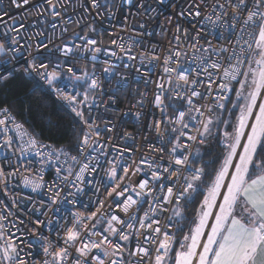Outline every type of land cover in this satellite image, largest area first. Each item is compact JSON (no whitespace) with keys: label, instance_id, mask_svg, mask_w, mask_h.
<instances>
[{"label":"snow or ice","instance_id":"obj_1","mask_svg":"<svg viewBox=\"0 0 264 264\" xmlns=\"http://www.w3.org/2000/svg\"><path fill=\"white\" fill-rule=\"evenodd\" d=\"M11 2L19 8L28 5L30 0ZM44 2L48 6L45 11H49L54 20L61 16L58 6L63 7V0ZM127 2L130 4L132 0ZM158 3L163 4L164 0H158ZM91 6L99 9V0H92ZM209 7L212 15L206 18L211 20L214 15L217 20H226L230 29L226 39L240 45L239 51L224 44H213L202 28L193 33L191 29H182L179 24L176 26L177 32H183V38H178L177 47L170 48L163 57V75L156 82L159 92L153 93L149 101L160 113V119L148 125L160 142L158 148L152 146L157 155L151 160L143 157L138 163L132 161L131 164L123 165H118L114 160L106 161L109 165L107 175L112 181L107 196L127 219L107 215L103 201L98 202L96 211L87 217L79 212L74 213L76 223L66 230L65 246L57 249L49 243L43 247L44 255L50 259H43L39 264H68L69 257H73L72 264H264V0H212L211 4L209 0H191L187 15L201 17L202 9ZM42 14L37 11V15ZM180 16H185L184 11L180 12ZM11 32L16 35H10ZM18 35L19 29L13 28L0 33V89L24 77L35 78L33 87L37 89L42 82L59 100L67 103L69 111L81 124L83 135L77 145L81 155L89 148L95 151L92 137H98L100 133L94 131L98 126L86 118V109L91 107L90 93L100 88L94 73L90 75L84 67L81 75H76L69 66L67 72L71 74L70 78L76 82L83 81L87 87L83 93L75 90L67 93L58 86L62 79L60 63L52 64L50 60L45 62L48 44L36 43L33 54V44L29 41L25 55L21 51L24 45H21ZM81 39L83 45L73 46L77 50L93 53L101 51L95 47L98 44L96 39L88 36ZM201 40L204 44H200ZM180 43L201 53L197 58L199 63L185 65L187 53L178 47ZM73 47L57 45L55 51L67 60L75 55ZM118 47L121 51L125 50L122 44ZM92 59L95 60L96 56L93 55ZM152 59L161 60V57L153 55ZM225 62L227 67H224ZM104 72L107 74L108 69L105 68ZM214 73L221 81L218 84L221 93L235 92L237 103L232 104L233 109H238L235 123L217 116L213 107L202 111L203 106L197 104V99L205 98L204 93L197 88V85L205 83L201 77H206L208 88L211 89V85L216 83L212 79ZM246 89L250 90L245 93ZM141 96L137 105L142 108L146 94ZM91 99L95 101L96 97L93 95ZM110 99L115 102L113 98ZM218 100L232 103L227 95H220ZM241 100L243 103H239ZM215 106L221 112L228 111L232 115V109H228L226 103H216ZM140 115V112L136 113L137 118ZM9 125H12L11 129ZM10 131H14L15 136L22 141L18 149L14 148V136L8 135ZM124 135L132 137L130 132ZM212 137L223 145V151L211 161L212 165L218 164V167H214L210 175L199 145ZM37 145L36 137L16 122L10 109L0 107V149L15 155L17 150L24 153L35 149ZM125 151L131 152L133 149L120 150L119 154L123 156ZM54 153L56 150L48 153L36 151L35 155L46 156L51 160ZM71 158L74 161L77 159L75 156ZM86 160L77 173L68 170L70 176L74 175V180L63 177L64 181L76 187L77 192L83 191L76 182L83 181L84 173L97 171V164L87 157ZM140 165H147L151 170V179L131 182V177L142 171ZM7 175L9 173L0 167V183H6L4 177ZM126 180L129 183H125ZM24 182L26 186L31 184L34 192L42 186L27 178ZM51 190L53 195L49 199L52 204H56L63 189L54 186ZM132 192L140 199H134L130 194ZM158 192L166 194L153 195ZM71 195L69 192L68 196ZM160 201L174 205L172 211L176 218L169 217L170 223L163 225L161 220L149 215V212L154 211L153 205L161 211H168ZM144 203L149 204L148 211L142 216L136 215ZM197 204L191 226L183 233L184 227L188 226L184 209L187 205ZM101 217H106V220ZM6 219V215H0V264H29L22 255L23 233L17 236L6 228L2 223ZM85 221L92 223L89 225ZM36 223L43 222L37 220ZM104 223L107 226L102 231L97 230V225ZM136 223L139 228H136ZM13 227L20 230L16 225ZM173 228L175 232L170 231ZM178 233H183L182 238L178 237ZM133 237L136 240L134 247L131 246ZM70 248H74L75 256L69 251Z\"/></svg>","mask_w":264,"mask_h":264},{"label":"built area","instance_id":"obj_2","mask_svg":"<svg viewBox=\"0 0 264 264\" xmlns=\"http://www.w3.org/2000/svg\"><path fill=\"white\" fill-rule=\"evenodd\" d=\"M53 2L55 3L56 0ZM211 2L212 0H209V4ZM190 3L191 0H164L163 4L158 3V0H132L129 4L127 0H113L111 4L110 0H99L100 8L96 9L91 6L92 0H63V7L58 6L61 16L54 20L49 11H45L48 6L44 0H30L28 5L19 8L13 5L11 0H0V33L7 32L9 28L19 29L17 38L20 39L21 45H24L21 51L25 55H27L29 41L33 44L31 49L33 54H35L36 43L48 44L45 62L50 60L52 64L58 62L61 65L62 79L58 84L59 87L64 88L67 93H72L74 90L83 93L87 87L83 81L76 82L70 78L71 74L67 72L69 66L74 69L76 75H81V69L86 67L88 73L90 75L94 73V78L100 83V88L90 93L91 107L86 109V118L90 123L98 126L94 131L100 133L98 137H92L95 151L89 148L81 155L77 147L76 154L65 155L66 152L53 148L48 142L32 134L26 124L16 117V122L22 124L24 129L36 137L38 145L35 149L24 153L17 150L15 155L6 149H0V167L9 173L4 177L6 183H0V215L7 216L2 223L17 236L23 233L22 255L29 264H39L43 259H50L43 253V247L48 246L49 243L57 249L64 247L66 230L76 223L74 213L79 212L87 217L96 211L100 201L104 202L107 215H118L121 219H127V216L107 196V191L111 190L112 181L107 175L109 165L106 161L114 160L118 165H123L131 164L132 161L138 163L143 157L151 160L157 155L152 150V146L155 145L158 148L160 142L148 125L153 120L160 119V113L149 101L153 93L159 92L156 82L163 75V57L168 54L170 48L177 47L178 38H183V32H177L176 26L179 24L182 29H191L193 33L202 28L213 44H224L230 49L235 47L236 51H239L240 45L235 44L234 40L229 42L226 39L230 35L226 20H217L214 15L211 20L207 19V16L212 15L210 7L202 9L201 17L188 16ZM38 10L43 14L37 15ZM181 11H184L185 16H180ZM38 33L42 35H37ZM9 34L16 35L15 32ZM84 36L96 39L98 44L95 47H99L101 51L93 53L74 48V45L84 44L81 39ZM65 44L73 47L75 53L67 60L55 51L57 45ZM121 44L124 46V51L118 47ZM200 44H204V41L201 40ZM178 47L187 53L184 57L186 66L192 62L199 63L197 58L201 56L200 52L193 51L185 43H180ZM93 55L96 56L95 60L92 59ZM153 55L161 57V60H153ZM129 57H135V59ZM224 67H227L226 62ZM105 68L108 69L107 74L104 72ZM27 78L35 81L33 77ZM201 79H205V83L197 85V88L204 93L205 98L197 99V104L203 106L202 111L211 106L215 112L219 110L215 106L216 103H225V101H219L218 97L220 95L229 97V92L219 91L218 84L221 81L215 73L212 79L216 80V83L211 85V89L208 88L206 77L202 76ZM40 86L69 114L74 121L73 127L80 130L81 124L69 111L67 103L59 100L56 94L42 82ZM141 94H146L142 108L137 105V101L142 98ZM93 95L96 97L95 101L91 99ZM110 98H113L115 102L113 103ZM137 112L141 113L139 118L136 116ZM9 128L11 129L12 125H9ZM126 132H130L132 137H126L124 135ZM8 135L14 136V148L18 149L22 144L20 138L15 136L14 131H10ZM24 139L26 140L27 137ZM123 149H133V151H125L121 156L119 153ZM52 150H56V153L51 160H48L46 156L35 155L36 151L48 153ZM73 156L77 158L75 161L71 158ZM86 157L97 164V171L84 173L83 181L76 182L77 187L82 188L83 191L77 192L76 187L64 181L63 177L68 176L69 180H74V175L70 176L68 170L71 169L72 173H77L82 164L87 162ZM140 167L142 171L132 176L131 182L151 179V170L147 165H140ZM25 178L39 182L42 186L34 192L31 184L25 185ZM125 183L129 181L126 180ZM54 186L63 189L56 204H52L49 199L53 195L51 189ZM133 186H135L134 183ZM137 191H139L138 188ZM69 192L73 195L68 196ZM130 194L134 199H140L134 192ZM165 194L164 192L153 193L159 196ZM160 203L168 211H161L153 205L154 211L149 212V215L153 219L161 220L162 225L170 223L168 218L174 205L163 204V201ZM55 209L59 211H54ZM148 209L149 204L144 203L136 215L142 216ZM101 219L106 220V217ZM37 220L43 223L37 224ZM85 223L91 225L92 221H85ZM13 225L18 226L20 230L17 231ZM106 226V223L98 224L97 230L102 231ZM135 226L139 228L138 223ZM170 231L176 230L173 228ZM120 243L124 242L120 241ZM135 243L136 240L133 237L131 246L134 247ZM145 247L148 245L145 244ZM69 251L75 256L74 248H70ZM96 254L101 255L99 252ZM72 258H68V264H72Z\"/></svg>","mask_w":264,"mask_h":264},{"label":"trees","instance_id":"obj_3","mask_svg":"<svg viewBox=\"0 0 264 264\" xmlns=\"http://www.w3.org/2000/svg\"><path fill=\"white\" fill-rule=\"evenodd\" d=\"M33 79L24 77L21 80L14 81L12 84L0 89V107H8L13 115L21 122L26 124L29 131L40 140L48 142L53 148L62 150L69 154L77 152V145L81 138V131L74 128L73 119L66 111L46 92L41 86L34 88ZM238 88L239 85H236ZM250 89H246L245 93ZM236 95L235 92L229 96L232 103H226L228 109H232V115L228 111H223V119H231L235 123V117L238 109H233ZM221 127H223L221 125ZM230 130V129H229ZM203 156V162L208 164L207 171L213 174L211 161L221 154L223 145L218 143L215 137L199 145ZM202 199V197L200 198ZM197 205H187L185 207V218L188 226L184 227L183 233L188 231L191 226V219L195 216ZM182 223H184L182 221ZM183 233H178L182 238Z\"/></svg>","mask_w":264,"mask_h":264},{"label":"rangeland","instance_id":"obj_4","mask_svg":"<svg viewBox=\"0 0 264 264\" xmlns=\"http://www.w3.org/2000/svg\"><path fill=\"white\" fill-rule=\"evenodd\" d=\"M112 2H113V0H110V3L112 4ZM234 92H230V96L233 94ZM225 103H227V101H225ZM234 103H237V98L235 97V99H234ZM239 103H243V101L241 100ZM215 114L217 115V116H223V112H221L220 110H216L215 111ZM173 209V208H172ZM184 216H185V209H184ZM170 217H173V219H176L174 216H173V211L171 210V215H170Z\"/></svg>","mask_w":264,"mask_h":264},{"label":"crops","instance_id":"obj_5","mask_svg":"<svg viewBox=\"0 0 264 264\" xmlns=\"http://www.w3.org/2000/svg\"><path fill=\"white\" fill-rule=\"evenodd\" d=\"M229 96H230V92H229ZM240 102V101H239Z\"/></svg>","mask_w":264,"mask_h":264},{"label":"bare ground","instance_id":"obj_6","mask_svg":"<svg viewBox=\"0 0 264 264\" xmlns=\"http://www.w3.org/2000/svg\"><path fill=\"white\" fill-rule=\"evenodd\" d=\"M12 114H13V113H12ZM76 153H77V152H76ZM76 153H75V154H76Z\"/></svg>","mask_w":264,"mask_h":264}]
</instances>
